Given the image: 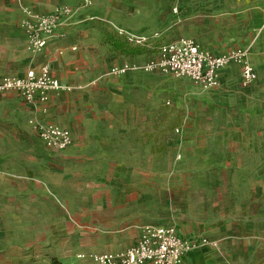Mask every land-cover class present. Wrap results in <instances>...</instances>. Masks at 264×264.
<instances>
[{"label": "rangeland", "instance_id": "374dc122", "mask_svg": "<svg viewBox=\"0 0 264 264\" xmlns=\"http://www.w3.org/2000/svg\"><path fill=\"white\" fill-rule=\"evenodd\" d=\"M34 1L0 0V77L29 69L18 48L27 40L29 50L28 25L42 16L27 15ZM182 1L156 0L169 25L147 36L152 41L147 47L155 52L152 60L161 46L187 38L214 54L241 48L235 36L247 27L240 18L220 17L222 10L216 8H184ZM256 2L264 0L231 3L240 7ZM126 3L137 9L150 2ZM163 74L169 79L168 94L163 109H154L150 135L129 131L103 153L84 156L50 148L40 138V131L53 125L47 123L48 110L35 109L34 102L17 92L0 93V264H24L28 251L35 249L75 257L123 251L136 244L147 225L177 227L188 215L203 220L243 202L242 179L223 170L226 161L215 155L213 143L243 136L241 92L254 82L246 84L242 67L231 64L224 74L239 82L217 88L238 97V105L205 109L190 100L192 82ZM85 114H93L96 122L112 120L107 109H86ZM213 242L215 246L208 245L216 247Z\"/></svg>", "mask_w": 264, "mask_h": 264}, {"label": "crops", "instance_id": "0c3cea01", "mask_svg": "<svg viewBox=\"0 0 264 264\" xmlns=\"http://www.w3.org/2000/svg\"><path fill=\"white\" fill-rule=\"evenodd\" d=\"M134 1L36 0L27 11L28 16L35 18L40 14L61 17L59 35L44 49L31 52L27 49V40L23 39L18 50L29 69L40 71L48 65L52 77L61 84L59 90L47 93V100L38 96L34 108L48 110L47 123L62 125L71 132L73 143L65 150L69 154L103 153L114 145L116 138L120 140L129 131L140 130L150 135L154 109H163L169 88V79L163 73L130 70L125 74H110L113 67H142L155 56L151 47L129 45L118 33L151 36L169 25V19H162L156 0H149L147 7L137 9L135 3H126ZM232 1H182L184 8L198 11L216 8L222 10L220 17L240 18L247 28L235 36L241 47L236 49L249 51L248 60L258 74L252 87L241 92L240 103L238 97H228L218 88L203 89L188 79L193 84L190 100L196 102V108L205 105V109H218L223 104H240L239 129L243 136L216 138L213 146L215 155L226 161L223 170L237 172L242 179L241 192L247 196L229 213L210 215L203 220L188 215L176 223L179 233H185L188 239L202 236L218 242L216 247L203 244L195 247L185 256L186 264H264V199L259 196L264 195V3L238 7ZM233 38L229 34V40ZM189 39L208 51L196 39ZM227 69L221 72L220 84L239 82L235 75L224 74ZM86 109H107L112 120L96 122L93 114H85ZM47 252L28 251L24 264H53L54 261L91 264L90 256L84 254L75 257ZM80 255L85 258H79Z\"/></svg>", "mask_w": 264, "mask_h": 264}, {"label": "built area", "instance_id": "2783aa9c", "mask_svg": "<svg viewBox=\"0 0 264 264\" xmlns=\"http://www.w3.org/2000/svg\"><path fill=\"white\" fill-rule=\"evenodd\" d=\"M60 29L59 14L37 17L27 29L29 50L36 52L44 49L51 39L59 35ZM119 34L127 37L134 45L152 44L147 36L136 37L124 35L122 32ZM231 64L242 67V77L246 84L258 79L256 69L248 60V50L234 49L216 56L189 38L161 46L158 57L142 67H113L111 74H125L130 70L172 73L191 80L203 89H214L220 85L221 72ZM60 88V82L52 77L48 65L43 66L40 71L29 69L24 75L8 74L0 79V93L17 92L28 102H34L38 96L45 101L48 92ZM40 138L48 147L59 150H66L72 144L71 132L56 125L42 129ZM199 242L216 245V242L212 243L205 237L185 239L173 225H147L142 229L135 246L115 253L91 255L90 259L91 264H186L185 256L197 247ZM79 258L83 259L85 256L80 255Z\"/></svg>", "mask_w": 264, "mask_h": 264}, {"label": "trees", "instance_id": "16d2710c", "mask_svg": "<svg viewBox=\"0 0 264 264\" xmlns=\"http://www.w3.org/2000/svg\"><path fill=\"white\" fill-rule=\"evenodd\" d=\"M118 35H119L120 37H123V38L125 39V41H126L129 45H132V46H138V45H134L133 43H131L127 37H125V36H123V35H120L119 33H118ZM53 264H60V263H58L57 261H54Z\"/></svg>", "mask_w": 264, "mask_h": 264}]
</instances>
